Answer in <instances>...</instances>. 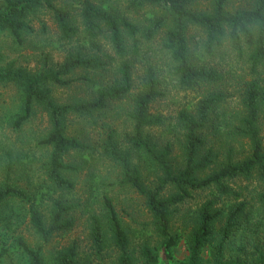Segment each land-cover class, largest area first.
I'll return each mask as SVG.
<instances>
[{"label": "trees", "instance_id": "obj_1", "mask_svg": "<svg viewBox=\"0 0 264 264\" xmlns=\"http://www.w3.org/2000/svg\"><path fill=\"white\" fill-rule=\"evenodd\" d=\"M67 1L0 0V30L19 45L25 35L34 32L31 20L41 11L51 15L60 42L69 45L82 35L83 47L69 50L54 68L30 72L9 64L0 69V83L15 84L21 94L12 128L18 130L27 123L34 107L41 109L49 122V131L37 145L49 150L42 169L50 186L47 193H57V197L47 220L37 208L29 211V224L40 245L31 248L23 239L15 240L27 264H45L43 246L75 227L80 203L73 200V177L79 168L65 159L71 153L92 154L94 150L67 134V118L91 119L112 104L122 106L130 131L121 138L115 129L108 128L100 145L102 157L118 168L116 184L143 199L149 226L169 264H264V192L257 196L259 218L250 230L248 205L239 201L240 195L229 186L231 181L252 175L264 181V0H240L236 8L231 7L232 0H206L205 6L200 5L202 0H74L77 17L69 8L59 6ZM191 28L202 34L201 53L190 47ZM103 37L111 55L101 47ZM157 37L168 56L171 77L181 90L201 92L192 108L179 111L176 117L179 167L172 162V145L159 146L150 134L164 125V119L150 111L164 95L155 72L145 71L137 92L131 77L139 42L149 43ZM224 43L247 66L251 77L244 82L238 104L232 109L224 93L215 88L222 77L204 60L214 57ZM111 69L116 70L115 79L98 85L93 99L67 104L55 101L51 86L63 88L81 81L94 84L85 76L71 78L75 72L96 74ZM9 178L8 166L5 184L0 187V204L13 198L27 202V193L8 185ZM206 191L210 196L190 217L183 218L188 231L184 236L187 256L175 261L172 253L181 242L172 231L176 208L191 200L194 193ZM83 208L86 212L91 206L85 203ZM100 210L99 214L87 212L90 254L72 242L55 251L52 264H106L108 250L116 255L114 264H136L129 231L107 196L102 198ZM237 233L240 244L232 252L230 243ZM139 258L142 264H160L156 248L147 243L140 247Z\"/></svg>", "mask_w": 264, "mask_h": 264}, {"label": "rangeland", "instance_id": "obj_2", "mask_svg": "<svg viewBox=\"0 0 264 264\" xmlns=\"http://www.w3.org/2000/svg\"><path fill=\"white\" fill-rule=\"evenodd\" d=\"M240 0H232L231 7L240 6ZM69 8L77 17V3L69 0L59 6ZM206 5V0L200 2ZM79 26V21L76 23ZM33 33L24 36L23 43L17 44L6 31L0 30V69L9 64L15 68H22L30 72H36L42 68H54L59 65L66 53L82 45V35L71 44L60 42L54 21L48 12L41 11L31 20ZM45 29V31L43 30ZM81 31V27H80ZM202 34L191 28L189 30V41L192 50L201 53ZM102 49L106 54H112L107 40L100 39ZM139 55L134 65L133 85L137 92L141 87L142 75L148 69L155 72V77L161 84L160 90L164 94L151 106V113L159 115L164 119V125L150 131L153 139L160 145L169 143L172 145V162L176 167L181 164L179 157V129L176 117L179 111L190 109L196 103L201 92L183 91L177 82L171 77V69L168 56L161 50V40L157 37L154 41L146 43L139 42ZM86 50V49H85ZM206 63L215 68L222 81L215 88L221 90L227 97L228 108L232 109L238 104V93L243 88L244 82L250 80L247 66L239 62L234 53L224 43L217 54L212 58H205ZM115 69L106 70L102 73H91L77 71L71 78L85 76L94 84L84 81L76 82L68 87L51 86L55 101L59 104H67L81 100H91L99 86H105L114 80ZM262 78L264 79V69ZM97 85V86H96ZM21 104V94L15 84L0 83V187L5 184L6 168L10 167V178L8 185L24 190L28 195L27 202L18 199H8L0 204V264H27L26 258L15 246L17 238L31 248L40 245L34 231L29 224V211L31 207L37 208L47 220L52 200L57 193H47L48 183L43 173L42 164L48 156L47 149L37 145L49 131V122L46 114L34 107L29 121L20 129L14 130L11 120L18 113ZM120 104H112L99 115L91 119H80V117L69 116L67 118V134L73 136L93 148L92 154L71 153L65 162L79 168L74 175L75 191L73 200L80 203L76 211V223L72 232L66 236H55L43 246L42 257L45 264H52V257L56 250L77 242L81 252L90 254L89 241V219L90 210L95 214L101 212V201L104 196L112 200L113 206L125 228L129 231L130 251L133 252L136 264H142L139 258L140 247L147 243L151 248H156L160 258V264H169L160 249L159 239L156 238L150 228V216L144 206L143 199L129 188H121L116 184L118 168L115 164L102 157L100 145L106 139L108 128H113L123 138L129 134L130 125L126 119V113L122 111ZM222 155V154H220ZM220 159H222V157ZM229 186L237 192L248 205L251 215L249 229L252 230L259 218V204L257 196L264 192V181L257 175L248 179H237L229 182ZM169 192H166L168 194ZM90 194L93 198L90 199ZM210 192H197L193 198L183 205L177 206V212L173 216L172 231L181 239L180 244L173 250L175 261H183L186 256L184 236L187 228L183 218L190 217L198 206L210 196ZM90 204L91 208L84 212L83 205ZM219 227V225H218ZM239 234V235H238ZM240 233H237L230 243L232 252H236L239 246ZM255 237L252 236V241ZM251 239H248L250 241ZM246 244V241L243 242ZM252 244V242H250ZM247 249H250L249 245ZM2 252H6L1 256ZM106 264L115 263V253L108 250ZM207 252L204 253L206 257Z\"/></svg>", "mask_w": 264, "mask_h": 264}]
</instances>
